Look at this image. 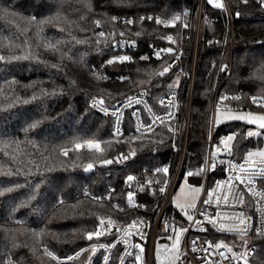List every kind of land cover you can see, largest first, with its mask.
<instances>
[{
	"label": "trees",
	"instance_id": "16d2710c",
	"mask_svg": "<svg viewBox=\"0 0 264 264\" xmlns=\"http://www.w3.org/2000/svg\"><path fill=\"white\" fill-rule=\"evenodd\" d=\"M193 2L0 0V191L15 189L0 196V264H88L90 249L70 260L60 259L91 243L87 235L97 230L100 215L121 216L112 205L119 197L96 201L84 192L103 193L112 185L123 191L126 175L161 159L153 153L155 147L163 153L174 142L173 133L165 126L157 127L149 134L152 138L144 141H118L115 117L92 106L97 99L118 107L145 87L152 107L163 111L160 99L170 91L172 73L147 82L165 68L169 57L143 61L140 54L145 46L141 45L133 51L132 63L116 61L117 52L109 34L120 26L117 16L132 14L135 19L128 29L144 32L147 42L172 33L175 46L181 45L188 32L185 23L190 20ZM205 4L210 20L198 58L188 170L205 157L212 99L225 79L221 72L207 75L208 67L229 60L230 55L229 48L224 47L225 12L207 1ZM152 12L164 16L181 12L183 20L177 27L141 20L143 14ZM235 36L233 70L222 86V94H240L235 104L264 111L262 104L253 103L251 98H264V19L237 22ZM110 60L113 62L108 63ZM134 107L125 111L127 131L134 128ZM37 121L36 128L29 127ZM248 128L249 124L234 121L219 131H239L234 142L239 157L259 145L247 135ZM89 139L102 140L104 151L74 148L77 142ZM128 150H137L138 160L123 168L115 167L111 176L85 173L89 163ZM33 195L35 198L30 199ZM24 202L26 206H21ZM259 248L264 254V237ZM47 250L52 254L48 255ZM103 257L101 251L92 264L104 263ZM118 257L114 253L109 264H118Z\"/></svg>",
	"mask_w": 264,
	"mask_h": 264
},
{
	"label": "built area",
	"instance_id": "2783aa9c",
	"mask_svg": "<svg viewBox=\"0 0 264 264\" xmlns=\"http://www.w3.org/2000/svg\"><path fill=\"white\" fill-rule=\"evenodd\" d=\"M206 1L194 0L192 23L189 25L185 23L188 32L185 41L178 46H175L176 38L172 33L168 36H157L147 42L142 36L144 32L130 31L126 21H134L135 15L116 17L120 26L109 34L111 46L117 52L114 60L132 63L135 59L133 51L144 45L145 50L140 54V59L149 62L169 57L165 68L169 69L167 73L179 77V85L177 84L161 97L160 103L163 101L161 105L165 107L163 111H156L152 107L148 99V89L145 87L141 88L135 97L127 98L118 107L101 104L97 99L92 101V106L104 114L119 115V120L117 115H113L114 134L119 129V135L115 134L118 141L128 139L144 141L152 138L149 134L157 127L165 126L173 133L174 142L163 153H159L155 147L153 153L161 159L126 175L122 180L123 191H117L116 186L112 185L103 193H93L89 190L84 192V196L96 201L108 202L113 195L119 197L120 199L115 200L112 205L121 217L111 214L100 215L96 231L102 234L99 237L94 235L91 243L78 253L60 260H70L85 249H90L88 264H92L93 258L101 251L104 252L102 264H109L114 253L119 255L118 264L121 262L122 264H264V254L259 248L260 239L264 235L258 234V232L264 233V172L261 171L264 169V163H261L264 159H251L246 163L247 158L239 157L234 147L239 131L219 133L220 128L226 123L217 124L220 111L237 109L245 110L246 113L256 111L235 104L240 94L225 95L222 94L221 89L233 70L237 22L264 19V7L260 5L259 0H247V3L243 0H213L211 4L213 6L216 3L221 4L220 9L225 12L230 56L229 60L220 64L213 62L208 67L207 75L221 72L225 75V79L217 86L212 99L205 157L201 164L186 169L198 58L200 47L204 43L205 27L210 20L205 12ZM237 12L240 13L238 17ZM149 17H152L149 20L154 21L160 19L164 26L177 27L183 20V13L164 16L152 12L149 15L143 14L141 20H147ZM176 17L179 19H175ZM169 37L172 39L169 40ZM169 48L172 52L167 51ZM157 52L160 53L159 56ZM125 56L129 59H120ZM223 66H227L225 71H221ZM251 98H255L257 104H264L263 97L251 96ZM131 106H135L133 110L135 115L132 113L134 128L127 131L124 126L125 111ZM169 113L171 115H168ZM229 135L234 137L228 142L231 152L223 143ZM97 143L99 148L96 149L103 150L102 142L96 141ZM132 152L135 155L130 156L126 161L104 163L105 160L115 161L121 154L129 155ZM139 156L137 150L120 152L89 163L87 170L84 171L85 173L103 172L106 176H111L115 167L123 168L137 161ZM89 165H92L91 169L88 168ZM163 168H167L168 171H157ZM188 172L193 174L189 176ZM184 174L203 188L199 205L186 211L172 210L171 200ZM130 175L134 177L132 181L127 180ZM161 187L165 189L163 193L159 191ZM129 192L133 193L131 203H129ZM209 193H211V203L206 205L203 201L209 199ZM188 216H192L191 221L188 220ZM101 220L104 221L103 226L100 225ZM221 224L225 225L223 231L220 230ZM182 227L187 228L188 231L179 233ZM229 227L237 230H227ZM245 228L247 231L241 236L240 230ZM178 233L180 238L177 245ZM192 241H196L195 252L192 251ZM209 244L212 247H209ZM217 244L223 246L216 248ZM158 247L161 256L157 260ZM93 248L96 249L95 252L92 251ZM137 255L140 257L139 260L136 259Z\"/></svg>",
	"mask_w": 264,
	"mask_h": 264
},
{
	"label": "rangeland",
	"instance_id": "374dc122",
	"mask_svg": "<svg viewBox=\"0 0 264 264\" xmlns=\"http://www.w3.org/2000/svg\"><path fill=\"white\" fill-rule=\"evenodd\" d=\"M192 19H193V13L190 16L189 22H187L188 25L192 23ZM224 47H228V48L230 47L229 41L227 40V36H226V39L224 42ZM234 52H233V55H234ZM229 54H230V52H229ZM163 70H164V68L163 69L161 68V70L159 72L155 73V75H153L150 79H148L147 82L153 83L155 80H157V78H161L162 75H160V73H162ZM166 73H164V74H166ZM178 81H180L179 77L173 75L171 78L170 84H169L170 89L175 88L178 84ZM140 85H142V84H140ZM247 114L248 113H246L245 110H238V109L237 110H230V111L229 110H223V111H220V113H218V119L220 120L221 123H232L234 121H242V122L247 123L246 120L230 119V117L235 116V115L247 116ZM260 116H264V111H255L252 113V116L248 117V118L249 119H255V118H258ZM258 123H259V121L257 122V124L247 123V124H249V128H248L249 130L247 131V133L249 131H253V132H258L260 134L252 136V137H254V139L259 141V145H256L255 147L249 148L243 156L245 158H248V153H254L255 154V153L264 152V129H260L258 127ZM208 137H209V133H208ZM88 141H92L93 145L96 144V141H101L103 144L102 140H97V139H95V140L89 139V140H85V141L81 140V142H77L74 145V148L79 149V150L80 149L81 150L82 149H89V150H94V151H97L100 153L102 151H104V148H103V150H97L96 147L89 146V144L87 143ZM77 144L81 145V147L77 148L76 147ZM251 159H264V157H261L260 155H253L251 157ZM197 189H199V191H197ZM202 189L203 188L201 187V185L198 182H193L192 180H190V178L186 174H184L179 185L177 186V189L175 190V192L173 194V197L171 200L172 210L186 211L189 208L190 209L196 208V206L199 205L198 203H199V200L201 197ZM177 205H179V207ZM193 205H195V207H193ZM159 249H160V247H159ZM160 256H161V254L159 252V256L157 258V253H156L157 260L160 259Z\"/></svg>",
	"mask_w": 264,
	"mask_h": 264
},
{
	"label": "snow or ice",
	"instance_id": "6c2138e0",
	"mask_svg": "<svg viewBox=\"0 0 264 264\" xmlns=\"http://www.w3.org/2000/svg\"><path fill=\"white\" fill-rule=\"evenodd\" d=\"M207 2H208L209 4H213V0H207ZM243 2H244V3H247V0H243ZM259 3H260V5H261L262 7H264V0H259ZM215 7L220 8V7H222V5L219 4V3H216V4H215ZM236 15H237V17H238V16L240 15V13L237 12ZM113 19H115V18H113ZM142 19H143V18H142ZM148 19H152V17H149ZM175 19H179V17H176ZM132 22H133V21H131V20L126 21L127 24H131ZM155 22H156L157 24L162 23V21H161L160 19H156ZM42 23H43V22H42ZM100 35L103 36L104 34H103V33H100ZM137 35H139V33H137ZM168 39L171 40L172 38L169 37ZM167 51H168V52H172V49L169 48ZM159 55H160V53L157 52V56H159ZM15 58H16V59H20V58H26V57H15ZM0 59H3V57H0ZM120 59H121V60H128L129 57L125 56V57H121ZM112 62H113V61L110 60L108 63H112ZM226 67H227V66H223V67L221 68V71H225V70H226ZM168 70H169L168 68H165V69L163 70V72L160 73V75H163V74L166 73ZM34 98H35V97H34ZM100 103L103 104V101H101ZM161 103H163V101H161ZM253 103H256L255 98L253 99ZM94 105H95V101H94ZM261 106L264 107V104H262ZM113 115H117V114H116V113H113ZM133 115H135V113H133ZM168 115H171V113H169ZM251 116H252V113H248L247 116H243V115H235V116L230 117V119H241V120H246L247 123H249V124H257V122L259 121V123H258V127H259L260 129H264V116H260V117L255 118V119H249L248 117H251ZM117 120H119V115H117ZM162 122H163V121H162ZM219 123H220V120L218 119V120H217V124H219ZM38 124H39V121H37V122L31 124L29 127H30V128H36V127L38 126ZM25 131L27 132L28 129L26 128ZM115 134H116V135H119V129L116 130V133H115ZM259 134H260V133H258V132H253V131H249V132L247 133V135L250 136V137H251V136H254V135H259ZM233 139H234V137H233L232 135H229V136L226 138V140L223 141L225 147L229 149V152H231V149H230V147H229V145H228V142H229V141H232ZM87 143L89 144V146H94V147H96V148H99V144H98V143L95 144V145H93V142H92V141H88ZM76 147H77V148H80L81 145L77 144ZM217 151H219V149H217ZM65 154H67V153H65ZM134 155H135L134 152L130 153L129 155L121 154L119 157L116 158L115 161H113V160H105L104 163H105V164H111V163H113V162L120 163V162H122V161H126V160H128V159L130 158V156H134ZM253 155H260L261 157H264V152L255 153V154H254V153H248V158H247V160H246V163L249 162V161L251 160V157H252ZM253 163H254V162H253ZM261 163H264V160H262ZM91 167H92V165H89V166H88L89 169H91ZM241 169L243 170V165H241ZM86 170H87V169H86ZM157 171L167 172L168 169H167V168L157 169ZM261 171L264 172V169H261ZM192 174H193V173H191V172H188V173H187V175H189V176H191ZM133 179H134V177L131 176V175L127 177V180H128V181H132ZM17 187H21V186H20V185H17ZM36 187L38 188L39 185H37ZM14 190H15L14 188H6V189L0 191V196H4V195H5V192H12V191H14ZM141 191H143V188L141 189ZM159 191H160L161 193H163V192L165 191V189H164L163 187H161V188L159 189ZM197 191H199V189H197ZM132 195H133V193L129 192V194H128V196H129V203H131ZM208 195H209V199L203 201V203L206 204V205L211 203V193H209ZM34 198H35V195H33V196L30 197V199H34ZM225 200H227L226 197H225ZM26 203H27V202H24V204H22L21 206H26ZM61 203H62V202H61ZM177 206L179 207V205H177ZM193 207H195V205H193ZM201 214L204 215V213H201ZM188 220L191 221V220H192V216H188ZM241 223H243V221H241ZM100 225H101V226L104 225V221H103V220L100 221ZM166 227H167V225H166ZM109 230H110V229H109ZM220 230H222V231L225 230V225L221 224V225H220ZM227 230H230V231H236L237 229L232 228V227H229ZM186 231H188L187 228H183V227H182V228L179 229V233H183V232H186ZM246 231H247L246 228H245L244 230H240V235L243 236V235L245 234ZM179 233H178V235H177V245L179 244V238H180V237H179ZM101 234H102V233H101L100 231L89 232L88 235H87V239H88V240H92V238H93L94 235H95L96 237H99ZM258 234H259V235H264V233H259V232H258ZM206 243H207V242H206ZM192 245H193V247H192V251H194V252L197 251V249H196V247H195V245H196V241H192ZM222 246H223V245H221V244H217V245H215L216 248H220V247H222ZM101 247H103V246H101ZM137 247H139V246L137 245ZM209 247H212V245L209 244ZM95 250H96L95 248L92 249L93 252H95ZM141 250L143 251V249H141ZM204 250L207 251L208 249H204ZM229 250H230V249H229ZM48 255H51V253H48ZM129 255H131V253H129ZM158 256H159V247L157 248V258H158ZM136 259L139 260L140 257L137 255V256H136ZM105 260L107 261V257L105 258ZM121 264H122V262H121Z\"/></svg>",
	"mask_w": 264,
	"mask_h": 264
}]
</instances>
